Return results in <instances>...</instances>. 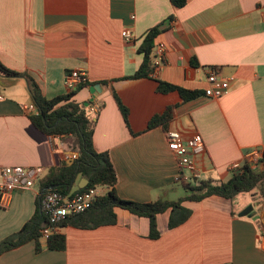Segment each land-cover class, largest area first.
I'll list each match as a JSON object with an SVG mask.
<instances>
[{"label": "crops", "instance_id": "obj_1", "mask_svg": "<svg viewBox=\"0 0 264 264\" xmlns=\"http://www.w3.org/2000/svg\"><path fill=\"white\" fill-rule=\"evenodd\" d=\"M158 24L154 46L164 44V64L151 77L125 79L142 61L137 49L144 34ZM124 29L134 35L131 41L122 38ZM0 63L26 73L46 98L73 89L64 83L72 70L87 74L88 83L71 100L99 106L86 108L92 143L108 153L120 199L178 196L185 172L168 148L169 130L202 137L201 179L226 182L233 162L252 149L264 152V0H186L179 9L169 0H0ZM208 69L234 77L227 94L204 95ZM157 81L199 94L182 101L177 92H158ZM0 96V169L40 167L44 175L77 154L67 138L32 125L36 107L24 77L0 74ZM166 112L163 124L148 128ZM110 189L98 187L100 195ZM39 194L38 181L13 191L8 207H0V241L34 214ZM182 205L188 219L169 229V211L159 214L154 239L146 218L116 208L113 225L59 228L62 251L47 249L42 238L39 252L28 241L0 254V264H264V197L257 190Z\"/></svg>", "mask_w": 264, "mask_h": 264}, {"label": "trees", "instance_id": "obj_2", "mask_svg": "<svg viewBox=\"0 0 264 264\" xmlns=\"http://www.w3.org/2000/svg\"><path fill=\"white\" fill-rule=\"evenodd\" d=\"M171 5L182 8L186 0H169ZM172 18V17H170ZM160 25L151 27L143 36L137 51L142 55L138 69L125 79H138L151 77L153 73L154 39L160 33ZM193 63V62H192ZM0 74L6 77H24L28 81L29 91L36 107V112L29 115L32 125L47 136H62L68 139L77 157L71 163L62 161L58 166L47 169L38 181L40 193L48 190L56 191L64 196L70 195L72 187L82 178L87 184L80 190L82 192L91 188L109 187L105 194L99 195L89 209L82 213L67 216L59 228L71 226L78 229H93L104 225L116 223L115 209L120 208L129 213L144 217L148 220L149 237L157 238L156 218L159 214L169 211L167 227L174 228L184 223L190 216V210L185 208L184 201L197 202L210 196L232 199L241 193H251L255 190L264 197V152L258 160L257 166L252 168L244 162L239 170L231 171L226 182L212 179H190L181 181L180 186L184 196L169 201L163 198L153 202L139 203L120 199L112 189L116 183V174L107 152H97L92 143L93 122L89 118L86 108L75 103L72 97L76 91L85 85H80L66 94L52 98L42 96L35 82L24 72L10 70L0 63ZM157 91L160 93L177 92L182 101L198 96V91L187 90L182 87L157 81ZM116 103L122 117L127 122L128 111L114 94ZM169 117L168 113L154 116L148 128L163 124ZM46 223L44 213L40 210L39 199L34 214L16 232L6 236L0 241V254L17 248L28 241H33L35 251L41 250V230ZM45 247L50 250L62 251L65 249V238L62 234L53 233L45 239Z\"/></svg>", "mask_w": 264, "mask_h": 264}, {"label": "built area", "instance_id": "obj_3", "mask_svg": "<svg viewBox=\"0 0 264 264\" xmlns=\"http://www.w3.org/2000/svg\"><path fill=\"white\" fill-rule=\"evenodd\" d=\"M121 36L125 41H131L134 37L129 29H124ZM164 44L158 43L152 49L153 73L164 64ZM151 75V76H152ZM234 81L233 76H219L213 69L206 70L207 86L204 88V95L208 98H220L227 94L230 84ZM64 83L69 88H77L88 83L87 74L82 70H72L65 78ZM71 90V89H70ZM1 99V96H0ZM87 110L97 111L99 106L96 103L86 105ZM29 111H34V105H29ZM166 140L169 150L178 156L177 163L180 169L185 172L181 176L182 181L192 178L201 179L200 159L205 155V146L202 137L194 133L184 137L179 130L166 132ZM262 151L259 149L250 150L242 162H233L229 166L230 171L239 170L244 162L252 168L257 166ZM77 154H73L69 160H73ZM2 182L0 185V207L7 208L13 191L17 188H32L43 176L40 167L5 166L0 169ZM64 196L56 191L48 190L39 194L40 210L44 213L46 223L41 230L42 238L45 240L53 233H58L59 224L70 215L82 213L89 209L96 198L100 195L98 188H91L82 192Z\"/></svg>", "mask_w": 264, "mask_h": 264}, {"label": "water", "instance_id": "obj_4", "mask_svg": "<svg viewBox=\"0 0 264 264\" xmlns=\"http://www.w3.org/2000/svg\"><path fill=\"white\" fill-rule=\"evenodd\" d=\"M94 88L96 90L98 88V85H95ZM68 162L71 163L72 160H69ZM86 184H87L86 179H84V178L80 179L79 182L72 187V189L70 191V195L73 194L74 192L82 189ZM249 209L250 208L245 209L242 213H240V215H245Z\"/></svg>", "mask_w": 264, "mask_h": 264}, {"label": "rangeland", "instance_id": "obj_5", "mask_svg": "<svg viewBox=\"0 0 264 264\" xmlns=\"http://www.w3.org/2000/svg\"><path fill=\"white\" fill-rule=\"evenodd\" d=\"M178 196H175L176 198H173L174 200L177 199V197H180L183 195V190L181 187H179V193L177 194Z\"/></svg>", "mask_w": 264, "mask_h": 264}]
</instances>
